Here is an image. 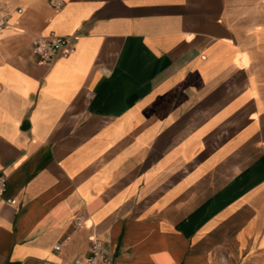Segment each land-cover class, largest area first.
I'll return each instance as SVG.
<instances>
[{
	"label": "crops",
	"instance_id": "obj_1",
	"mask_svg": "<svg viewBox=\"0 0 264 264\" xmlns=\"http://www.w3.org/2000/svg\"><path fill=\"white\" fill-rule=\"evenodd\" d=\"M63 2L0 0V264H264V0Z\"/></svg>",
	"mask_w": 264,
	"mask_h": 264
},
{
	"label": "built area",
	"instance_id": "obj_2",
	"mask_svg": "<svg viewBox=\"0 0 264 264\" xmlns=\"http://www.w3.org/2000/svg\"><path fill=\"white\" fill-rule=\"evenodd\" d=\"M51 7L59 11L63 8V0H50ZM8 25V16L0 12V30ZM34 56L45 63H50L58 57H66L75 50L71 44V37L62 36L51 32L48 35L36 36L32 42ZM7 190V178L0 175V195ZM12 200H8L11 202ZM80 223V222H79ZM62 244H58L56 249L59 250ZM75 264H114L113 259L105 247L98 240H94L89 255L84 259H77Z\"/></svg>",
	"mask_w": 264,
	"mask_h": 264
},
{
	"label": "water",
	"instance_id": "obj_3",
	"mask_svg": "<svg viewBox=\"0 0 264 264\" xmlns=\"http://www.w3.org/2000/svg\"><path fill=\"white\" fill-rule=\"evenodd\" d=\"M26 125H27V123H26Z\"/></svg>",
	"mask_w": 264,
	"mask_h": 264
}]
</instances>
